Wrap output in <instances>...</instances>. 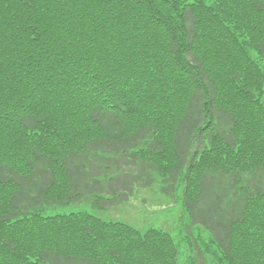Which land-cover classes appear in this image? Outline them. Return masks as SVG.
<instances>
[{"label": "trees", "instance_id": "trees-1", "mask_svg": "<svg viewBox=\"0 0 264 264\" xmlns=\"http://www.w3.org/2000/svg\"><path fill=\"white\" fill-rule=\"evenodd\" d=\"M153 176L208 234L189 264H264V0H0V264H178L160 229L43 214Z\"/></svg>", "mask_w": 264, "mask_h": 264}, {"label": "rangeland", "instance_id": "rangeland-1", "mask_svg": "<svg viewBox=\"0 0 264 264\" xmlns=\"http://www.w3.org/2000/svg\"><path fill=\"white\" fill-rule=\"evenodd\" d=\"M126 183H130L129 189L125 191L126 196L121 197L119 194L117 202H113L117 197L115 194L103 191L100 193H103L102 199L106 202L105 206L95 207L91 200L82 199L75 204L66 206H62L61 204L45 206L43 214L53 215L86 211L107 220L126 222L141 230L160 228L162 231L170 234L175 240L174 243L178 244L182 256L179 264H188L187 256L189 250L187 246L189 243L184 241L187 220L179 200V194H177V199L169 198L162 194L160 187L164 184L160 182V178L157 176H153V180L148 183L143 182V180L126 181ZM188 233L195 237L201 246H211L208 242V234L205 231L197 227H191ZM209 249L211 250V248ZM201 262L204 263V260H201Z\"/></svg>", "mask_w": 264, "mask_h": 264}]
</instances>
